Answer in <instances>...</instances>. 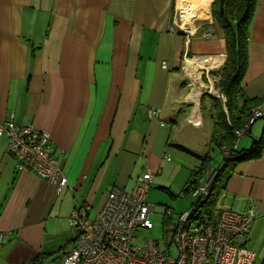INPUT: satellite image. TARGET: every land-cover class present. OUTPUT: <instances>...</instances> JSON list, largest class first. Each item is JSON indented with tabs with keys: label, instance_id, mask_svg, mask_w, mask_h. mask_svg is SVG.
<instances>
[{
	"label": "crops",
	"instance_id": "1",
	"mask_svg": "<svg viewBox=\"0 0 264 264\" xmlns=\"http://www.w3.org/2000/svg\"><path fill=\"white\" fill-rule=\"evenodd\" d=\"M212 2L0 0V123L12 118L47 131L73 189L57 192L37 173L16 169L6 136L0 138V264H40L55 254L60 260L78 234L68 220L75 203L86 202L87 215L95 216L111 187L134 192L146 166L154 173L148 194L168 186L160 174L189 177L205 159V176L216 169L209 150L191 143L208 120L211 142L214 124L202 111L213 96L204 92L201 68L214 73L227 57ZM180 10L184 23L199 28L196 35L171 30ZM247 30L238 104L257 100L264 116V0H256ZM185 56L207 60L187 71ZM148 108L156 115L148 117ZM255 135H240L237 148L249 147ZM220 196L217 207L257 204L244 246L254 264H264V149L236 165Z\"/></svg>",
	"mask_w": 264,
	"mask_h": 264
},
{
	"label": "built area",
	"instance_id": "2",
	"mask_svg": "<svg viewBox=\"0 0 264 264\" xmlns=\"http://www.w3.org/2000/svg\"><path fill=\"white\" fill-rule=\"evenodd\" d=\"M174 24L170 27L172 31L179 30L188 37L198 33L199 28L183 22L181 10L178 23ZM209 34L206 32L205 36ZM206 60V57L185 56L184 68ZM201 69L205 76L204 92L224 104L225 96L216 87L221 67L215 64L214 73L206 67ZM155 115V109H147L148 117ZM262 115L260 109H254L248 124ZM242 134L243 130L238 133L239 136ZM3 135L7 138L6 152L14 159L16 169L37 173L54 185L57 192L69 187L67 177L56 165L47 131L32 124L16 123L10 118L0 123V138ZM213 176L209 173L196 187H190L191 196L204 200ZM153 178L154 173L146 166L134 192L119 186L111 187L103 207L93 217L87 215L91 208L89 204L75 203L68 220L78 234L73 247L58 264H254L255 254L244 243L256 217V203L245 211L221 206L217 208L216 218L204 219L192 217L196 208L193 204L178 214L171 238L163 243V247L150 237L144 238L141 245L135 243L139 228L153 227L150 213L155 206L147 201ZM69 188L73 190L71 186ZM163 212L173 216L166 208ZM2 237L3 233H0V239ZM172 247L174 253L170 251Z\"/></svg>",
	"mask_w": 264,
	"mask_h": 264
},
{
	"label": "trees",
	"instance_id": "3",
	"mask_svg": "<svg viewBox=\"0 0 264 264\" xmlns=\"http://www.w3.org/2000/svg\"><path fill=\"white\" fill-rule=\"evenodd\" d=\"M255 3L256 0H213L211 4L213 19L223 29L227 43L226 61L219 71L220 79L216 85L225 96V103L212 97L210 107L214 120L211 143L221 150L223 158L208 186V196L204 200L194 197L191 203L196 206L192 216L194 219L213 218V212L218 208L217 201L220 193L226 188L227 181L236 165L241 161L259 157L264 149V127L260 136L252 139L249 147L238 149L235 144L240 137L238 133L241 130L243 134L248 131L249 128L246 125L257 101L245 98L241 105L238 104L241 80L247 65V29ZM202 98L204 94L201 95ZM202 103L201 106L204 107ZM206 166L207 159L201 166L191 171L183 188V195H191L189 188L196 187L200 179L205 177ZM164 214L163 222L165 223L171 217L166 212ZM34 261L39 263L40 258L36 257Z\"/></svg>",
	"mask_w": 264,
	"mask_h": 264
},
{
	"label": "rangeland",
	"instance_id": "4",
	"mask_svg": "<svg viewBox=\"0 0 264 264\" xmlns=\"http://www.w3.org/2000/svg\"><path fill=\"white\" fill-rule=\"evenodd\" d=\"M185 68L187 69V67ZM187 71H190V69L188 68ZM187 90L188 89L186 88L184 92H186ZM211 104V101L208 99V101L204 103L205 108L202 109L206 120L211 117ZM208 122L209 125L207 124L203 128H200L199 130H197L198 132L196 131L197 134L194 132V138L191 143L198 142L200 148L209 150V154L212 160L210 166L212 168H217L222 162L223 155L221 150L218 147L212 145V143L209 141L211 123L209 120ZM260 123H262V125L258 130ZM263 127L264 116L256 119V122L252 125V128H250V131H247L244 134V137H249V135L253 136L256 134L255 136L256 138H258L263 130ZM257 130L258 133H255ZM164 175L165 173L160 174L159 176H157V179L162 178L163 182H166L168 184V186L164 187L166 189H161L154 185V187L148 194L147 201L155 206V210L150 213V220L152 222L153 227L151 229L139 228V230L136 232L138 239L134 240V242L138 245H141L143 243L144 238L150 237L158 241L160 247H163V243L168 242L171 238V229L178 214L184 211L186 208H189L192 201L194 200L193 196H185L182 194L188 174L184 175L183 173H168L166 177H164ZM155 190H157L156 194L153 193V191ZM153 194H155L154 197L152 196ZM165 208L171 211L173 216L168 220V222L164 223L163 219L165 217V214L163 212V209ZM216 215L217 209H215L213 212V218H216ZM170 251L174 253V248H170ZM55 255L54 257L50 255L46 258H41L40 264H58L59 258L55 257Z\"/></svg>",
	"mask_w": 264,
	"mask_h": 264
},
{
	"label": "water",
	"instance_id": "5",
	"mask_svg": "<svg viewBox=\"0 0 264 264\" xmlns=\"http://www.w3.org/2000/svg\"><path fill=\"white\" fill-rule=\"evenodd\" d=\"M249 126L250 124L247 125V128H249ZM215 172H216V169H212V171L210 172V177H212Z\"/></svg>",
	"mask_w": 264,
	"mask_h": 264
},
{
	"label": "bare ground",
	"instance_id": "6",
	"mask_svg": "<svg viewBox=\"0 0 264 264\" xmlns=\"http://www.w3.org/2000/svg\"><path fill=\"white\" fill-rule=\"evenodd\" d=\"M186 17H187V18H185V20H188V21H189L190 18L188 17V15H186ZM190 21H191V20H190Z\"/></svg>",
	"mask_w": 264,
	"mask_h": 264
}]
</instances>
